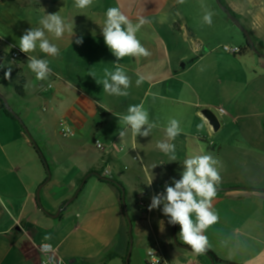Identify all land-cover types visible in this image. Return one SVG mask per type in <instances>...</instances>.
<instances>
[{"label": "crops", "instance_id": "1", "mask_svg": "<svg viewBox=\"0 0 264 264\" xmlns=\"http://www.w3.org/2000/svg\"><path fill=\"white\" fill-rule=\"evenodd\" d=\"M223 2L264 55V0ZM109 7H120L133 23L138 16L149 21L136 36L151 55L126 56L119 61L131 79L127 96L104 93L92 77L103 78L105 69L114 70L117 62L99 27ZM57 11L68 22L74 21L75 35L53 41L60 48L56 57L39 50L31 53L47 59L52 69L48 79L37 80L27 67V55L19 50L18 39L25 30L38 26L45 12ZM208 13L210 23L204 19ZM232 18L217 0H93L85 9L75 7V0H0V55H21L11 62L21 70L11 86L0 79V95L6 101L0 109V264H37L45 259L39 249L44 243L52 245L63 264L124 260L131 236L123 219L121 189L108 179L124 186L129 213V198L139 200L144 191L163 192L172 178H180L182 161L188 155L204 153L220 161L221 175L213 200L219 220L204 233L209 248L226 262L264 264V57L241 46L245 41L248 45L247 38ZM79 37L82 44L75 43ZM227 45L239 47L241 53L224 52ZM141 77L143 82L137 86ZM21 80L25 81V98L18 97L14 89ZM11 100L15 101L12 105ZM140 103L157 128L148 137L133 139L129 130L120 138L118 117L113 113L126 114L129 105ZM203 109L219 116L222 126L217 133L200 115ZM171 119L179 121L182 132L168 141L175 145L177 157L170 162L156 145L166 139L164 129ZM62 130L72 135L64 137ZM39 138L55 163L53 174L58 172L47 183L51 185L44 184L41 190L49 214L62 209L61 217L68 208L65 202L91 174L81 192L85 188L95 195L98 205L108 201L119 217L111 243L81 262L68 252V238L60 237L62 227L38 205L36 187L42 176L35 151L45 155ZM67 139L71 141H64ZM58 149L66 156H77L65 171H60L52 154ZM153 164L157 165L155 179L148 187L145 168ZM99 171L101 176L94 174ZM131 209L137 222L135 232L141 240L146 234L148 251L161 264H213L207 254L183 247L186 245L178 237L183 246L175 243L173 225L161 209L149 211L148 216L138 202H132ZM83 227L84 222L76 224L77 230ZM111 254L116 256L109 259Z\"/></svg>", "mask_w": 264, "mask_h": 264}, {"label": "clouds", "instance_id": "2", "mask_svg": "<svg viewBox=\"0 0 264 264\" xmlns=\"http://www.w3.org/2000/svg\"><path fill=\"white\" fill-rule=\"evenodd\" d=\"M93 0H75V7L85 9L92 5ZM105 19L99 25L104 44L116 58L114 70L105 69L104 76L97 79L92 76L98 85H102L103 92L114 96H127L131 87V79L124 71L119 61L126 56L148 57L151 53L146 49L136 33L147 21L143 16H138L137 22L131 19L120 7H109L105 12ZM205 21L211 22V13L204 17ZM65 35H75V24L68 22L60 11L46 13L40 17L38 26L31 27L19 37L18 47L20 52L27 55V67L35 74L37 80H46L52 75V69L47 59L38 58L31 53L39 50L46 56L56 57L60 54V48L53 41L62 40ZM72 43V39H71ZM76 44H82L83 39L79 37ZM5 78H10L11 69L5 73ZM143 78L136 80L139 86ZM102 107H104L102 105ZM105 111L112 112L110 108L104 107ZM113 113V112H112ZM119 121V137H125L129 130L133 139L137 136L148 137L157 123L149 119V113L143 103L129 105L126 114L113 113ZM166 139L157 142V148L168 156L169 161H176L175 145L168 141L175 140L182 132L179 121L171 119L164 129ZM183 171L179 179L172 178V183H166L164 191L154 194L148 205V210L161 209L162 214L168 218L169 225H179L178 237L189 246L196 254H204L209 245L205 231L208 227L219 220V215L213 207V200L221 182L219 171L220 161L210 153L191 154L183 161ZM145 168L146 186L151 187L155 174L153 169ZM162 206V207H161ZM193 214L195 219H193ZM163 224V221H161Z\"/></svg>", "mask_w": 264, "mask_h": 264}, {"label": "rangeland", "instance_id": "3", "mask_svg": "<svg viewBox=\"0 0 264 264\" xmlns=\"http://www.w3.org/2000/svg\"><path fill=\"white\" fill-rule=\"evenodd\" d=\"M157 1L166 2V0H157ZM241 46L247 48L246 41L243 42V45ZM8 69H9L8 65H3L2 69L0 70V79H2L5 76L4 73ZM5 86H11V83L8 82L5 84ZM14 103L15 101L13 100L9 102L10 105ZM5 138L8 137L5 136ZM64 141L70 142L71 139H67ZM37 142L39 148L42 149L43 152H45V156L49 161L51 178L52 177L56 178L58 172L57 174H53L54 170H56V167L54 161L51 159V154H49L46 151L47 147L45 146V143L41 138L37 139ZM12 146L18 147L15 144V142H12ZM52 154H54V156L56 157L57 161L60 164L59 166L61 168L60 171L67 170V164L71 163V161H75L77 158L76 155L66 156L65 153L59 151V149L57 152L53 151ZM42 156L43 155H41L37 150L35 151L36 166L38 167V171H40V174L42 176L41 178L42 181L36 187V194L38 189L42 185L47 184L46 181L49 176V173H47L48 169L44 164L43 161L44 159ZM50 185L51 184L49 183L46 185V187L48 188ZM84 189L80 193L79 197L73 203H71L68 206V208H66V211L63 212L61 217H58L55 220H53L54 223L62 227V232L60 237L68 238V243L66 244V246L69 247L68 252H70L73 256H76L74 257L76 258L74 260H76L77 262H81L83 258H85V256L87 255L89 256L95 254L99 250H103L105 246L110 244L111 240L114 239V237H116V233L120 223L116 211L109 205L108 201H104L105 203H100V205H98L99 201H96L97 199L95 195H91V193L88 194ZM138 201L139 200L135 197L134 199L129 198L127 200L129 204V218L133 226V230L131 234L129 233V223L127 217L124 216L123 219L125 222L127 233H129L131 236L130 246L125 255V259L124 260L114 259V261L112 262L113 264H127L126 259L128 255H130L128 264H146L145 261H148L146 254L150 248V245L149 242L146 241V236H145L146 234L143 236V239L141 240L137 235V233L135 232L137 222L135 220L136 218L134 217L133 211L131 209L132 202L136 204ZM41 204H42V199H41ZM80 222H84V227L81 230H77L76 224ZM178 233H179V225H178V230L176 232L177 237H178ZM72 242L75 244L70 245V243Z\"/></svg>", "mask_w": 264, "mask_h": 264}, {"label": "water", "instance_id": "4", "mask_svg": "<svg viewBox=\"0 0 264 264\" xmlns=\"http://www.w3.org/2000/svg\"><path fill=\"white\" fill-rule=\"evenodd\" d=\"M219 2V0H217ZM220 4V3H219ZM221 5V4H220ZM228 15L232 18V16L228 13ZM232 20L235 22L236 26L244 33V35L246 36L247 38V42L248 44L252 47L253 51L255 53H257L258 55H261L264 57V55L257 49V47L255 46L253 40L251 39L249 33L247 30L244 29V27L239 23L237 22L235 19L232 18ZM1 96V95H0ZM1 99L4 103H6L5 99L1 96ZM200 115L208 122V124L210 125L211 129L213 132L217 133L220 129H221V121L219 119V116L211 109H203L200 111ZM36 145V144H35ZM95 175H98L97 173H94ZM91 174H88L87 177H85L83 183L81 184V186L79 187V189L77 190L76 194L74 197H72L71 199H69L66 203H65V207L69 206L76 198L77 196L79 195L80 191H81V188L84 186L85 184V181L86 179L88 178V176H90ZM51 180V173L49 174L48 176V179L46 181V183H48L49 181ZM44 185H42L38 191H37V194H36V198H37V202H38V205L40 206V208L42 209V211H44L47 215H49L51 218L53 219H56L60 216L61 212H62V209H60L56 214H49L45 208L43 207V205L41 204V190L43 188ZM119 188L121 189V193H122V202H123V208H124V213H125V216L127 217L128 219V223H129V233L131 234L132 233V230H133V226H132V223L130 221V218H129V213H128V209H127V203H126V190L124 188L123 185H119ZM221 190H227V189H221ZM176 230H177V225L173 226V238H174V241L176 244L180 245V246H183L182 244H180L178 242V239H177V234H176ZM131 244H132V241H131ZM185 248H189L187 246H183ZM129 258H130V255H128L127 259H126V262L128 264L129 262Z\"/></svg>", "mask_w": 264, "mask_h": 264}, {"label": "built area", "instance_id": "5", "mask_svg": "<svg viewBox=\"0 0 264 264\" xmlns=\"http://www.w3.org/2000/svg\"><path fill=\"white\" fill-rule=\"evenodd\" d=\"M223 51L233 55H238L239 53H241V49L239 47H231V46H223ZM9 57L11 62H16L21 59V55L18 52H13ZM44 111H46V109H44ZM219 112L224 113L225 111L224 109H219ZM62 133L64 137L72 135V133L69 130L68 131L62 130ZM96 146L100 150L103 149L102 144L97 143ZM157 193H161V192L149 193L147 191H144L141 194V198L138 201V206L141 209L145 210V213L147 212L146 216H148L147 214H149L148 205L151 202V197ZM39 249L41 253L45 255V259L40 260L37 264H63L61 259H59L57 252L52 247V245L44 243L39 247ZM147 259L150 264H161V260L156 256V254L153 251L147 252Z\"/></svg>", "mask_w": 264, "mask_h": 264}, {"label": "trees", "instance_id": "6", "mask_svg": "<svg viewBox=\"0 0 264 264\" xmlns=\"http://www.w3.org/2000/svg\"><path fill=\"white\" fill-rule=\"evenodd\" d=\"M219 3L221 4V6L224 7V9L226 10L227 13H229L231 16H234L233 15V12L231 11L230 8H228L225 3L223 2V0H219ZM1 42V41H0ZM246 49H252V47L248 44L247 45V48ZM3 65H8L9 69H11V75H10V78H5V76L1 79V83L2 84H6L8 82H10L11 80H13L14 78H16V76L21 72V70L16 66V65H13L11 64V61H10V57L8 55H0V70L2 69V66ZM24 86H25V81L24 80H21L19 84L15 85L14 86V89H15V92H16V95L20 98H25L26 97V93H25V90H24ZM5 107L4 105V102L2 101L1 99V96H0V109H3ZM38 152L43 155V153L41 152V150L38 149ZM43 157V161H44V164L46 165L47 169H48V172L47 173H51L50 172V167H49V161L47 159V157L45 155L42 156ZM99 176L102 175V173L99 171L97 173ZM109 181H112L116 186L119 187L120 183H117L116 181L114 180H110L108 179ZM249 185H247V188ZM83 188V187H82ZM81 188V190H82ZM81 192V191H80ZM65 205V204H64ZM187 246V245H186ZM189 247V246H187ZM190 248V247H189ZM205 254H207L212 263L213 264H219V263H225V264H236V263H231V262H226V261H223L221 260L209 247H208V250L205 252ZM116 255L114 254H111L109 255V259L110 258H114Z\"/></svg>", "mask_w": 264, "mask_h": 264}]
</instances>
